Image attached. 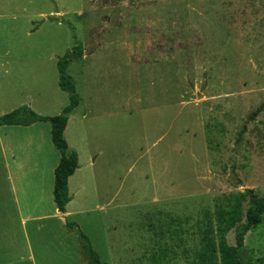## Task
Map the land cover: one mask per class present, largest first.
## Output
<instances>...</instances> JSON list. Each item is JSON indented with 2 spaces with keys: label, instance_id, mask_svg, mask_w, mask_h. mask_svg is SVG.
Segmentation results:
<instances>
[{
  "label": "rangeland",
  "instance_id": "rangeland-1",
  "mask_svg": "<svg viewBox=\"0 0 264 264\" xmlns=\"http://www.w3.org/2000/svg\"><path fill=\"white\" fill-rule=\"evenodd\" d=\"M70 51V214L50 124L0 127V264H89L81 234L106 264H196L205 212L264 197V0H0V117L60 115ZM240 255L264 264V216Z\"/></svg>",
  "mask_w": 264,
  "mask_h": 264
},
{
  "label": "trees",
  "instance_id": "trees-1",
  "mask_svg": "<svg viewBox=\"0 0 264 264\" xmlns=\"http://www.w3.org/2000/svg\"><path fill=\"white\" fill-rule=\"evenodd\" d=\"M74 51V58L81 59V46L75 47ZM74 51L67 52L57 62L58 86L61 91L70 95L69 104L60 115L42 117L23 106L0 117V127H29L41 122L50 124L51 141L60 154L59 163L54 170L53 202L62 214L66 213L65 208L71 202L68 180L78 169V155L69 151L64 138L68 117L79 105L72 80L66 74ZM213 215L214 219L209 212H205L202 226L198 230L201 249L196 254V264H242L240 252L244 247L245 237L263 220L264 197L258 196L252 190L231 195L224 199V203L215 209ZM66 226L73 229L71 224ZM231 231L234 232V246H230L226 239ZM80 236L85 243L84 254L89 264H106L100 261L87 238L82 234Z\"/></svg>",
  "mask_w": 264,
  "mask_h": 264
},
{
  "label": "crops",
  "instance_id": "crops-1",
  "mask_svg": "<svg viewBox=\"0 0 264 264\" xmlns=\"http://www.w3.org/2000/svg\"><path fill=\"white\" fill-rule=\"evenodd\" d=\"M59 159H60V157H59ZM59 162V161H58ZM58 162L56 163V164H54L53 165V174H54V170H55V168H56V166L58 165ZM79 168V167H78ZM54 176V175H53ZM72 177V176H71ZM70 177V178H71ZM53 182H54V180H53ZM53 192V191H52ZM56 211L58 212V210L56 209ZM65 212L66 213H64V214H62V213H60V212H58L57 214H59L60 215V220H62V221H65L66 219H67V217H68V215L70 214V212H68L67 210H66V208H65ZM66 222V221H65ZM66 225V224H65Z\"/></svg>",
  "mask_w": 264,
  "mask_h": 264
}]
</instances>
